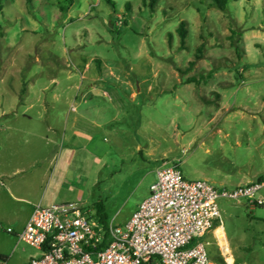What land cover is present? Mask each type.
Segmentation results:
<instances>
[{
  "label": "rangeland",
  "instance_id": "374dc122",
  "mask_svg": "<svg viewBox=\"0 0 264 264\" xmlns=\"http://www.w3.org/2000/svg\"><path fill=\"white\" fill-rule=\"evenodd\" d=\"M209 1L157 0L151 10L148 0H2L0 120L27 115L38 133L45 105L78 109L83 150L69 203L92 223L126 222L164 164L217 189L264 177V0L233 1L226 12ZM257 197L264 202V186ZM218 206L232 264H264V205ZM209 241V262L228 264ZM30 250L21 244L14 262Z\"/></svg>",
  "mask_w": 264,
  "mask_h": 264
},
{
  "label": "built area",
  "instance_id": "2783aa9c",
  "mask_svg": "<svg viewBox=\"0 0 264 264\" xmlns=\"http://www.w3.org/2000/svg\"><path fill=\"white\" fill-rule=\"evenodd\" d=\"M263 186L253 182L217 189L205 180H187L177 164H164L149 196L124 225L105 230L74 202L38 204L16 236L40 252L27 264H149L154 259L160 264H210L203 238L222 224L218 200L262 206L257 193ZM0 264L7 262L0 257Z\"/></svg>",
  "mask_w": 264,
  "mask_h": 264
},
{
  "label": "crops",
  "instance_id": "0c3cea01",
  "mask_svg": "<svg viewBox=\"0 0 264 264\" xmlns=\"http://www.w3.org/2000/svg\"><path fill=\"white\" fill-rule=\"evenodd\" d=\"M57 108L60 110L59 117L53 114ZM60 108L56 105L44 106L43 118L35 121L42 128L38 133L28 130L33 119L27 115L23 121L14 118L15 114L11 119L0 120L3 128L0 131V257L7 264H27L40 255L38 250L19 242L16 236L25 227L34 207L38 204L43 207L67 204L79 190L78 176L72 167L83 150L79 119L84 116L78 114V109L74 107L75 115L72 116L68 106L63 111ZM12 112H2L1 116H11ZM85 121L98 127L87 117ZM6 228H11L13 233H7ZM219 230L222 231V238L217 236ZM206 237L210 238L209 244L220 249L225 261L232 264L233 257L230 256L223 224L216 223ZM21 244L31 250L26 252L20 263H16L13 258ZM149 264L160 262L154 259Z\"/></svg>",
  "mask_w": 264,
  "mask_h": 264
},
{
  "label": "trees",
  "instance_id": "16d2710c",
  "mask_svg": "<svg viewBox=\"0 0 264 264\" xmlns=\"http://www.w3.org/2000/svg\"><path fill=\"white\" fill-rule=\"evenodd\" d=\"M25 1L27 2V4H30L32 0H25ZM233 1H237V0H210L209 3L207 4V6L210 9H215V10H218L220 12H226L229 3L233 2ZM156 4H157V0H148V5H149L151 10H154V7L156 6ZM2 10H3V4H2V0H0V14L2 13ZM186 25H187L186 22L182 21L176 29V32H177V35H178L179 41H180V46H179L180 50L186 49V39L188 36V30L186 28ZM171 39H172V34H168L169 44L171 42ZM197 52L199 54H197L195 56V60L201 59L200 54L203 52V46L202 45L198 47ZM195 60L189 62L188 68L186 70H181L180 68H178L177 69L178 73L181 75H185V73L195 64ZM200 78L203 79V76H200ZM185 83H188V84L194 83V84L198 85L199 79H197L195 77H189L185 80ZM256 182H258V183L264 182V177H260ZM103 220H104L103 217H101L100 223L105 224ZM104 229L105 230L107 229L106 225H104Z\"/></svg>",
  "mask_w": 264,
  "mask_h": 264
},
{
  "label": "bare ground",
  "instance_id": "6f19581e",
  "mask_svg": "<svg viewBox=\"0 0 264 264\" xmlns=\"http://www.w3.org/2000/svg\"><path fill=\"white\" fill-rule=\"evenodd\" d=\"M218 237L221 238V236L219 235V233H218Z\"/></svg>",
  "mask_w": 264,
  "mask_h": 264
}]
</instances>
